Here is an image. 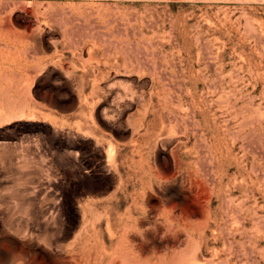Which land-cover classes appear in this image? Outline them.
<instances>
[{
	"label": "rangeland",
	"instance_id": "374dc122",
	"mask_svg": "<svg viewBox=\"0 0 264 264\" xmlns=\"http://www.w3.org/2000/svg\"><path fill=\"white\" fill-rule=\"evenodd\" d=\"M0 264H264V0H0Z\"/></svg>",
	"mask_w": 264,
	"mask_h": 264
}]
</instances>
